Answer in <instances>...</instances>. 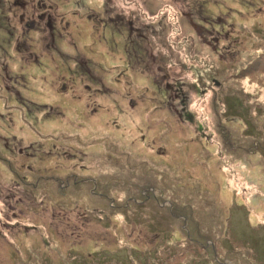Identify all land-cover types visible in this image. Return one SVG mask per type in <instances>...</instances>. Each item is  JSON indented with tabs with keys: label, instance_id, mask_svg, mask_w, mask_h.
Masks as SVG:
<instances>
[{
	"label": "rangeland",
	"instance_id": "1",
	"mask_svg": "<svg viewBox=\"0 0 264 264\" xmlns=\"http://www.w3.org/2000/svg\"><path fill=\"white\" fill-rule=\"evenodd\" d=\"M24 1L0 0V264H189L195 240L250 264L264 0Z\"/></svg>",
	"mask_w": 264,
	"mask_h": 264
},
{
	"label": "trees",
	"instance_id": "2",
	"mask_svg": "<svg viewBox=\"0 0 264 264\" xmlns=\"http://www.w3.org/2000/svg\"><path fill=\"white\" fill-rule=\"evenodd\" d=\"M149 18L152 19L153 17H149ZM165 18H167V15H165L163 20L160 21L163 23L158 26H162V27L166 26L167 23L165 21ZM241 208L245 209L243 207ZM237 212H238L237 210L235 211L233 210V213L231 214L235 216ZM231 229L232 227L230 226L229 231ZM241 237L242 236L240 235L238 236L236 235V237L234 236L233 240L241 239ZM222 240L226 242L227 249L230 250L232 246L231 239L230 241L228 240V238H224ZM210 246L213 248V251H212V255L208 256L204 253L203 250L206 248H209ZM214 246H215L214 240L210 241L209 243L202 241V240H195L194 242L189 244L187 253H189V255L193 257L192 260H189V264L190 263L191 264H229L233 262V261L228 262L226 259L220 258ZM249 247H251V250L248 253V255L251 256V258L249 259V263L250 264H264V236L261 235L260 237L259 235H253V234L249 235ZM199 248H201V250H199ZM147 249L148 248H145V249L139 248L137 251L132 250L129 252V255H130L129 256L128 253H126V248H124V250H121L120 252L116 251L118 252L117 254H115L117 256L115 258L111 257V259L112 258L113 259L106 262V264H149L148 258H147V255H148Z\"/></svg>",
	"mask_w": 264,
	"mask_h": 264
},
{
	"label": "flooded vegetation",
	"instance_id": "3",
	"mask_svg": "<svg viewBox=\"0 0 264 264\" xmlns=\"http://www.w3.org/2000/svg\"><path fill=\"white\" fill-rule=\"evenodd\" d=\"M16 3L17 2H19L21 5H23L24 3H25V1L24 0H14ZM39 16V15H38ZM29 22L27 23V26H30V25H33V20L32 21H30V20H28ZM31 22V23H30ZM48 25L50 26V27H53V24L52 23H48Z\"/></svg>",
	"mask_w": 264,
	"mask_h": 264
},
{
	"label": "bare ground",
	"instance_id": "4",
	"mask_svg": "<svg viewBox=\"0 0 264 264\" xmlns=\"http://www.w3.org/2000/svg\"><path fill=\"white\" fill-rule=\"evenodd\" d=\"M72 110V109H71ZM73 111V110H72ZM70 113H72V112H70Z\"/></svg>",
	"mask_w": 264,
	"mask_h": 264
}]
</instances>
